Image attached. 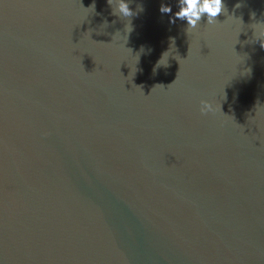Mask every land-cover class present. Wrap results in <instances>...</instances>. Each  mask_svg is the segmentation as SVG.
<instances>
[{"label": "water", "instance_id": "water-1", "mask_svg": "<svg viewBox=\"0 0 264 264\" xmlns=\"http://www.w3.org/2000/svg\"><path fill=\"white\" fill-rule=\"evenodd\" d=\"M126 2L0 0V264H264V0Z\"/></svg>", "mask_w": 264, "mask_h": 264}, {"label": "clouds", "instance_id": "clouds-1", "mask_svg": "<svg viewBox=\"0 0 264 264\" xmlns=\"http://www.w3.org/2000/svg\"><path fill=\"white\" fill-rule=\"evenodd\" d=\"M108 4L112 7L115 4V11H113V15L118 17H123L129 19L138 14V11H143L142 5H137V12H134L130 7L129 3L126 0H107ZM178 11L174 13L171 17V22L174 24L177 20L186 21L187 28L186 32H190L192 30L198 29L201 25L202 20L206 18L208 26H215L219 22V17L224 15L225 12V3L224 0H178ZM236 8H240V4L235 5ZM95 11V4L91 6ZM159 11L162 14H172L173 9L171 6L166 4H161ZM130 21V19H129ZM107 23V21H105ZM131 26V21H130ZM132 31V26L131 30ZM260 42V46L264 48V39L258 40ZM173 43L174 39H173ZM166 53V52H165ZM164 53V54H165ZM164 54L161 59L158 61L157 65H162V60L164 58ZM162 66H168L162 65ZM157 67V66H156ZM155 71V69H154ZM215 107L212 103L208 101H201L200 103V113L202 115H208L209 113L215 112Z\"/></svg>", "mask_w": 264, "mask_h": 264}]
</instances>
